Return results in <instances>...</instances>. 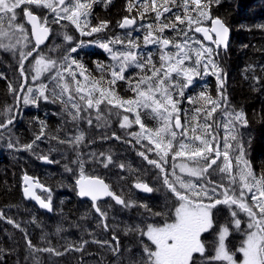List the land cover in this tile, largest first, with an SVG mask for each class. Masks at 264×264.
Returning <instances> with one entry per match:
<instances>
[{
    "label": "trees",
    "instance_id": "1",
    "mask_svg": "<svg viewBox=\"0 0 264 264\" xmlns=\"http://www.w3.org/2000/svg\"><path fill=\"white\" fill-rule=\"evenodd\" d=\"M161 2L162 0H157L158 4ZM143 3L144 0H97L88 17L90 29L99 26L102 21H107L108 27L92 36L80 37L75 28L66 21L51 24L52 32L58 31L62 34L67 32L74 38V42L67 44L65 50H60L58 54L65 56L70 48L76 47V44L83 41V46L71 54L72 59L82 64L93 79L98 80L103 75L105 80H108L111 78L110 74L102 73L97 67V62L110 64V56L92 41L106 42L109 38L116 36L127 40V34L131 31V38L139 43L143 54L147 56L149 52L153 53V62L159 67L161 63L159 47L151 45L145 47L143 40L148 24L158 26L156 15L151 10L144 12ZM202 3L212 18H220L230 28L232 37L226 50L219 49L216 52L213 49L215 53L213 60L221 69L219 81H222V86L218 83L217 75L211 74V70L207 75L201 71V75L194 79L193 85L185 89L183 97L179 95L174 97L180 100L181 120L183 123L184 116L187 115L189 121L195 122L193 120L195 108L205 107V102L199 99L201 91L214 100H221V95L226 97V103L221 101L222 109L232 113L243 112L247 120V125H238L239 141L244 147V159L250 163L255 175L260 177L264 175V27L259 26L264 25V0H202ZM129 4L135 5L131 12L128 11ZM148 5L150 8L151 0H148ZM169 7L171 11L163 14L162 21L177 23L178 29H187L186 23L180 25L175 21L176 15H184L182 0H178L177 5H169ZM35 11L41 16L48 14L47 10ZM141 13H143V19L140 18ZM124 17L137 20L132 30L119 29L118 25ZM210 21H203L202 25L207 26ZM21 22H24L22 12ZM27 30L29 32V29ZM189 35L195 36L196 39L206 44L195 33L194 27ZM163 36L173 39L174 43L177 39H182L172 29H165ZM2 42L14 43L6 39ZM32 45L34 46L33 42ZM39 50L44 51L45 47ZM168 51L174 52L175 49L170 45ZM33 57L34 55L29 58ZM194 62V59L187 61L186 66H192ZM209 67L211 69V66ZM29 70L24 61L25 73L21 75L18 48L15 54L12 51L0 49V123L7 119L13 120L8 130L0 129L4 132L3 138L0 139V211L3 212V217L0 218V264H34V256L39 258L42 264H110L114 262V259L127 264L128 250L133 249L132 255L135 257L138 252L142 251L141 240L145 242L147 238L146 236L141 237L138 232L126 234L125 229L141 224L146 229L148 223H162V218H149L148 213L141 207H124V205H117L112 200L106 199L98 203L101 211L106 213V218L102 220L101 216L94 212L89 201L80 200L77 197L74 183L79 177L80 167L72 163L77 158V153L67 144H60L58 140L50 139L51 136L58 135L59 139L66 140L69 136L76 135L77 126L71 122L65 123L69 118L66 113L62 112L63 105L60 102H52L51 98L47 101L40 98L34 104L24 103L23 96L28 87L32 85ZM140 72V69L132 68L127 71L126 76L134 78L133 83H135L140 78ZM10 84L14 91L9 90ZM22 84L26 85L23 89H21ZM114 87L117 95L123 99H131L135 96L129 88L127 79L118 81ZM189 97L197 98V103L190 104ZM106 107L109 106L103 105L101 110L106 112ZM207 107L210 109L212 106ZM113 110V115L105 127H90L86 121L79 122V130L83 131L86 136L79 148L81 158L85 162V174L103 178L112 190L126 202L131 201L137 205L146 204L154 212L165 210V205L174 210V195L164 186L160 169L148 161L156 160L162 163L170 174L173 171V164L178 165L179 157L174 162L172 160L174 152H172L168 155L165 164L160 160L152 143L145 138L137 142V138L132 135L141 131L139 125L133 121L130 127L122 128V109L114 108ZM115 113H119V116ZM223 115L224 113L218 110L213 114V118L219 121ZM141 120L146 128L155 130L159 127L158 121L152 118L150 110H141ZM199 120L203 122V115L199 117ZM41 122L47 126L46 135L36 140L41 130ZM208 123L212 121L209 120ZM58 129H60L59 133ZM213 131L217 133L219 141L224 139L225 133L222 125L218 130L214 128ZM34 140L36 142L31 150L22 147ZM89 141L92 142L89 143ZM9 142L14 147L9 148ZM150 148L152 151H149ZM222 149L224 151V148ZM175 150H179V141L175 142ZM101 152L105 153V157H99ZM142 152L144 156L140 155ZM93 153L97 158L92 157ZM108 155H111L112 161L106 167L105 162ZM238 155V151L230 152L234 167L235 158ZM41 156H48L52 163L41 164L39 161ZM145 156L147 159L144 158ZM66 165L71 171L66 170ZM175 171L178 174L177 167ZM25 175L32 176L48 187L50 191L41 193V196L45 200L51 196V214L38 209L32 202L23 198L22 178ZM169 178H172L171 175ZM137 181L149 184L154 191L148 195L136 192L133 184ZM213 211V228L201 234L207 255H214L220 228L227 224L229 235L225 243L228 250L235 253L236 259H240L241 254L236 250L241 246L242 229L248 218L244 213H240L238 218L242 221L241 230H236L231 212L226 205H218ZM9 219L14 223H9ZM16 224L19 228L15 226ZM104 224L108 225L107 230ZM57 227L62 229L59 233L56 231ZM114 235L120 245L118 255H114L108 246L101 247L100 244L94 242L109 241L114 247L116 245V241L112 239ZM28 240H31L37 248L52 247L63 255L34 252L28 247ZM85 241L87 243L84 244V248L76 251V248H79ZM69 245L73 247L65 251ZM197 259L199 262V255ZM215 264H226V262L218 261Z\"/></svg>",
    "mask_w": 264,
    "mask_h": 264
},
{
    "label": "snow or ice",
    "instance_id": "2",
    "mask_svg": "<svg viewBox=\"0 0 264 264\" xmlns=\"http://www.w3.org/2000/svg\"><path fill=\"white\" fill-rule=\"evenodd\" d=\"M97 0H0V38L15 39V43L5 44L0 42V49L12 51L15 54L17 45L20 52V72L24 75V61L38 53L35 58L33 69L36 72L32 78L38 79L40 75L48 73V79L51 87L46 84H40L39 87H28L27 94L23 96L25 104H34L40 98L52 102H60L62 112L66 113L69 120L77 126V133L69 136L66 140L59 139L58 135H53L50 139L58 140L60 144H67L70 149L77 153V158L72 161L80 167L79 177L76 179V187L80 197H89L93 202L92 206L101 218H106V213L101 211L98 201L103 197H112L117 204L124 207H141L148 213L149 218H162V223H148L135 227H127L125 233L138 232L141 237L146 236L150 243L140 242L142 251L133 257V249H129L127 264H215V262H226V264H237L235 253L230 252L225 243L226 237L229 235V228L226 225L221 226L217 236L215 253L212 256L207 255L205 244L202 242L201 234L213 228L214 209L218 205H226L232 217V222L236 230H241V219L238 218L240 213H244L248 218L247 228L244 229L245 238L241 242V246L236 250L242 255L239 264H264V175L257 177L252 171L250 163L244 159V147L239 141L238 125H247V120L243 112H228L222 109L221 101L226 103V97L221 95V100H214L204 91L199 93V99L205 102V107H196L195 116L191 122L187 115L184 116V122L181 121L180 100L175 99L176 95L183 97L185 89L194 83V79L201 75V71L205 75L211 70V74L217 75L218 83L221 69L213 60L215 55L212 47L204 44L195 36L189 33L194 27L195 33H202L203 40L209 41L217 46H227L229 29L225 26L220 18H212L210 12L206 10V6L202 0H182L184 15H176L175 21L180 25L185 23L187 29H178L177 23H164L162 16L169 13L171 8L169 5H177L178 0H151L149 8L148 0H144L142 5L144 12L152 11L156 15V24H148L146 26V35L143 37L144 46L149 45L159 47L160 50V66L157 67L153 62V53L149 52L147 56L143 54V50L137 41L131 38V31L127 34V40L124 37L116 36L109 38L106 42L92 41L97 43L100 48L108 52L111 63L101 64L97 62V67L101 72H108L110 79L105 80L102 75L100 79H93L84 66L78 61L72 59V53L83 46V41L76 44V47L69 49L68 53L59 61L50 59L39 53V48L45 43L51 34V24H59L61 20H67L75 25L81 36H92L94 33L104 31L108 27L107 21H102L97 27H90L88 17L90 15L93 4ZM194 5V7H192ZM34 6V8H33ZM134 4H129L128 11H132ZM47 10L52 15V19L48 14L37 15L35 10ZM21 12L23 18L31 25V32L27 31L24 23H20ZM143 19V13L140 14ZM211 20V27L202 26L203 21ZM135 18L125 17L119 23V28L125 29L136 25ZM145 28L144 25H141ZM259 27H264L260 25ZM165 29H172L177 32L182 39H177L175 43L171 38L163 36ZM214 34V35H213ZM64 40L74 42L73 36L67 32L63 33ZM34 38V46L29 51H25L27 45L32 43ZM119 45L121 47L117 48ZM175 51H168L169 46ZM60 46H57L59 48ZM55 50V49H53ZM194 59V65L186 66V62ZM81 71L79 75L83 77V82L77 79V72L73 66ZM211 66V69L210 67ZM140 69V78L133 83L131 77H127L126 73L129 69ZM150 72L151 74H147ZM68 77L71 78L70 83ZM182 78V79H176ZM128 80L129 88L135 94L134 98L123 99L119 97L115 91V85L118 81ZM107 84V86H104ZM26 85L22 84L21 89ZM9 90L12 89L11 84ZM178 90V91H177ZM47 93V94H46ZM190 104H196L197 98L189 97ZM110 106L106 112L101 110L102 105ZM211 105L209 109L207 106ZM123 108L126 112H135V124L139 125L141 131L133 133L137 138V142L141 138H146L150 143L155 145L160 160L165 164L170 153L172 160L175 162L177 157H186L188 162L173 164V171L169 174L163 164L156 160H149L150 164L160 169L163 175V184L174 195V210L165 205V210L154 212L146 204L137 205L134 202H126L121 196L110 190L109 185L104 180L86 175L84 172V160L79 153L80 146L84 143L85 133L79 130V122L86 121L87 124L98 128L105 127L109 123L113 115L112 109ZM93 110L95 116L93 117ZM141 110H150V114L154 120H157L159 127L155 130L146 128L141 120ZM221 110L224 115L221 120L217 121L213 118V114ZM119 116V113H115ZM203 115V122L199 117ZM14 119V118H13ZM95 120V125H94ZM211 120L212 123H208ZM12 119H7L0 123V129L8 130ZM132 121L128 115H124L121 121L122 128L131 126ZM223 126V164H220L221 150L220 141L217 133L213 129H219ZM46 125L41 122V130L36 140H40L46 135ZM60 129L57 130L59 133ZM191 133V135L189 134ZM199 133V134H197ZM4 132L0 131V139L3 138ZM115 136V133H113ZM210 137V138H209ZM119 139L120 137H116ZM107 139V137H104ZM179 141V150H175V142ZM23 145L26 150H31L35 144ZM92 141H89L91 143ZM198 142V143H197ZM215 145V147H213ZM8 147L14 145L9 142ZM149 151H152L150 148ZM239 152L235 158V168L230 152ZM144 156V153H140ZM92 157L95 159L96 154ZM99 157H105V153L101 152ZM147 159V156L144 157ZM40 159L48 160V156H41ZM112 161L111 155L106 157L105 166ZM190 162V163H189ZM243 165V167H241ZM66 170L71 171L65 166ZM121 167H124L121 165ZM178 167L180 173L185 176L178 175L175 168ZM171 175V179L169 178ZM219 176V180H213V176ZM194 178V179H193ZM27 175L24 176L25 181H29ZM37 187L43 188V185ZM135 187L145 192H152L154 189L147 183L138 182ZM32 186L24 188L26 197H33L39 201L41 207L51 210V196L48 201L36 196L31 190ZM222 190V191H221ZM50 191V190H48ZM222 196V198H217ZM250 197V203H249ZM235 206V210H233ZM3 212L0 211V218ZM9 223H14L11 219ZM19 228V225H15ZM107 230L108 225L104 224ZM62 229L57 227L59 233ZM116 241L113 247L109 241H94L101 247L108 246L109 250L118 255L120 245L117 237H112ZM82 243L76 251L84 248ZM28 247L34 252H47L56 256L63 253L55 248H37L28 240ZM73 246L69 245L65 251H69ZM199 255V262L197 259ZM34 264H42L37 257H33ZM123 264V262H121Z\"/></svg>",
    "mask_w": 264,
    "mask_h": 264
},
{
    "label": "rangeland",
    "instance_id": "3",
    "mask_svg": "<svg viewBox=\"0 0 264 264\" xmlns=\"http://www.w3.org/2000/svg\"><path fill=\"white\" fill-rule=\"evenodd\" d=\"M46 10V9H45ZM48 14H50V13H48ZM49 18L50 19H52L53 17L52 16H49ZM20 23H24V22H21V20L19 21ZM24 25H25V28L26 29H28V27L26 26V24L24 23ZM75 26V25H74ZM87 31H89L90 30V27L88 28V29H86ZM28 31V30H27ZM3 39H5V38H0V42H2V40ZM7 41H9L8 39H6ZM10 42H14L15 43V39H13V40H11ZM70 42H67V41H65L64 40V36H63V34L62 33H60V32H58V31H55V32H52L51 31V34H50V37H49V39H48V41H47V43L44 45V47H45V50L44 51H40L39 50V53H42L43 55H45V56H47L48 58H50V59H53V60H56L57 62H58V64H59V61L64 57L63 55H60V54H58V52L60 51V50H65L64 48H66V46H67V44H69ZM57 46H60L59 48H57ZM19 45H17V48L19 49ZM33 47V45H32V43L31 44H29V45H27V47L25 48V51H29V50H31V48ZM53 49H55V50H53ZM61 54H63L62 52H61ZM33 55H34V57L33 58H29L28 60H26L25 61V63L27 64V67L30 69L29 70V72L28 73H30V84H32V85H30L29 87H33V88H37V87H39V85L40 84H46V85H49V87H51V84H50V81H49V79L47 78L48 77V73H44L43 75H40L39 77H38V79H36V80H33V76L34 75H36V72L34 71V69H33V65H34V61H35V58L37 57V55H38V53H33ZM73 69H74V71H76L77 72V79L78 80H80L81 82H83V77L82 76H80L79 75V72L81 71L79 68H76V67H73ZM25 73V72H24ZM27 74V73H26ZM68 80H69V82L70 83H74V82H72L71 81V78L70 77H68ZM26 94H27V92H26ZM47 94V93H46ZM104 105H106V104H104ZM103 106V105H102ZM102 106H101V108H102ZM108 106V105H107ZM110 107V106H109ZM109 107H106V109H108ZM122 109V114H123V116L124 115H128L129 116V120L130 121H135V112H131V113H129V112H126L125 111V109H123V108H121ZM112 111H114L113 109H112ZM93 117L95 116V111L93 110ZM223 138V137H222ZM146 139V138H145ZM148 140V139H147ZM149 141V140H148ZM154 145V144H153ZM155 146V145H154ZM222 148H224L223 147V139H221V141H220V150H221V158H220V161H219V163L220 164H223L224 163V161H223V149ZM179 160L180 161H178V165L180 164V163H184V162H188L187 161V158L186 157H179ZM190 163V162H189ZM234 165V164H233ZM241 167H243V165H241ZM234 171H238V169H236L235 167H234ZM177 172H178V175H182V176H185L186 174H182V173H180V171H179V168L177 167ZM101 178V177H100ZM194 179V178H193ZM213 179L214 180H219V176L217 175V176H213ZM138 182V181H137ZM134 183H136V182H134ZM152 188V187H151ZM115 193V192H114ZM222 198V197H221ZM47 201H48V199H46ZM247 223H248V219H247V222L246 223H244L245 225H244V229H246L247 228ZM244 229H242L243 230V238H242V241H243V239L245 238V232H244ZM147 238V237H146ZM241 241V242H242ZM144 243H150L148 240L147 241H145ZM235 259H236V257H234ZM242 259V255L240 256V259H236V261H237V264H239V261ZM114 262H112V263H110V264H121V262H120V260L119 259H114L113 260Z\"/></svg>",
    "mask_w": 264,
    "mask_h": 264
},
{
    "label": "water",
    "instance_id": "4",
    "mask_svg": "<svg viewBox=\"0 0 264 264\" xmlns=\"http://www.w3.org/2000/svg\"><path fill=\"white\" fill-rule=\"evenodd\" d=\"M124 18H125V17H124ZM124 18H122L120 22H122ZM128 18H130V17H128ZM130 19H131V18H130ZM24 21H25L26 25L29 27L30 32H31V25L27 23L26 18H24ZM134 26H135V25H134ZM134 26H132V27H130V28H125V29H121V28H119V29H121V30H132V29L134 28ZM202 26H205V27H209V28H210V27H211V21H210V24H209V25H207V26H206V25H202ZM225 26L228 27L227 25H225ZM228 29H229V35H228V40H227V46H226V47H225L224 45H220V46L217 48L216 45L212 44V45L214 46V49H215L216 52H217L219 49H221V50H226V49L228 48V46H229V44H230V41H231V37H232L231 30H230L229 27H228ZM196 34H198V35L202 38V40H203V34H202V33H196ZM213 35H214V34H213ZM49 37H50V36H49ZM48 39H49V38H48ZM48 39L45 41V43H44L43 45L40 46V48L43 47V46L47 43ZM32 40H33V43L35 44V42H34V38H32ZM203 41H204V40H203ZM204 42L207 43V44H211V42H209V41H204ZM39 161H40V163L43 164V165H49V164L52 163V161H51L50 159H48V160L40 159ZM27 176H28V175H27ZM28 177L30 178L29 181H25V180H24V176H23V178H22V195H23V198H24L26 201H31L34 205L37 206L38 209H40V210L46 212L47 214H51V213H52V208H51V210L45 209V208L41 207L39 201H37L35 198H33V197H26V196H25V194H24V188H25V187H28V186H30V185L32 186L31 190L35 193L36 196H39L41 199H43V198L41 197V195H40L39 193H40V192L42 193V192L48 191V187L44 186V185H43L42 183H40L37 179H34L32 176H28ZM95 177H98V176H95ZM98 178H100V177H98ZM100 179L104 180L103 178H100ZM37 182L39 183V185H43V188L35 186ZM75 182H76V180H75ZM104 182H105L106 184H108L105 180H104ZM140 182H141V181H140ZM136 183H138V182H136ZM136 183L133 184V188L136 190V192H138V193H140V194H146V195H148V194L151 193V192H145V191H143L142 189H138V188H136V187H135V184H136ZM142 183H144V182H142ZM108 185H109V184H108ZM148 186L151 187L149 184H148ZM75 188H76V195H77V197H78L80 200H87V201H89L91 204H93V202L91 201V198H89V197H80V196L78 195V188L76 187V183H75ZM109 188H110L111 191H113V190L111 189L110 185H109ZM113 192H114V191H113ZM115 194H116V193H115ZM107 198L111 199L113 202L116 203V201H115L112 197H110V196L101 198L97 203H99L100 201H103V200H105V199H107ZM43 200H45V199H43ZM45 202H47V201L45 200ZM116 204H117V203H116ZM117 205H121V204H117ZM92 207H93V206H92ZM93 210L95 211L94 208H93ZM95 213L98 214V215L100 216V214L97 213L96 211H95ZM102 220H104V218H103Z\"/></svg>",
    "mask_w": 264,
    "mask_h": 264
},
{
    "label": "flooded vegetation",
    "instance_id": "5",
    "mask_svg": "<svg viewBox=\"0 0 264 264\" xmlns=\"http://www.w3.org/2000/svg\"><path fill=\"white\" fill-rule=\"evenodd\" d=\"M107 199H109V198H107ZM106 200V199H105ZM111 200V199H110ZM104 201V200H103Z\"/></svg>",
    "mask_w": 264,
    "mask_h": 264
}]
</instances>
